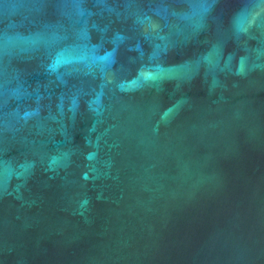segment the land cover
Listing matches in <instances>:
<instances>
[{
  "label": "water",
  "instance_id": "95a60500",
  "mask_svg": "<svg viewBox=\"0 0 264 264\" xmlns=\"http://www.w3.org/2000/svg\"><path fill=\"white\" fill-rule=\"evenodd\" d=\"M0 264H264V0H0Z\"/></svg>",
  "mask_w": 264,
  "mask_h": 264
}]
</instances>
